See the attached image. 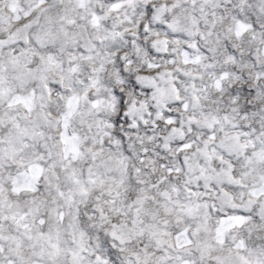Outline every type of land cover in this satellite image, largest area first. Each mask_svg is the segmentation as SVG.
Returning <instances> with one entry per match:
<instances>
[{
  "label": "snow or ice",
  "instance_id": "obj_1",
  "mask_svg": "<svg viewBox=\"0 0 264 264\" xmlns=\"http://www.w3.org/2000/svg\"><path fill=\"white\" fill-rule=\"evenodd\" d=\"M0 264H264V0H0Z\"/></svg>",
  "mask_w": 264,
  "mask_h": 264
}]
</instances>
